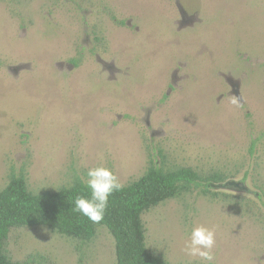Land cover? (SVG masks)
Segmentation results:
<instances>
[{
  "label": "rangeland",
  "instance_id": "rangeland-1",
  "mask_svg": "<svg viewBox=\"0 0 264 264\" xmlns=\"http://www.w3.org/2000/svg\"><path fill=\"white\" fill-rule=\"evenodd\" d=\"M100 165L124 186L152 165L221 178L145 213L147 247L201 264L184 249L204 225L214 264H264V0H0V191L21 174L56 191ZM5 248L116 264L103 227L86 244L16 228Z\"/></svg>",
  "mask_w": 264,
  "mask_h": 264
},
{
  "label": "trees",
  "instance_id": "trees-1",
  "mask_svg": "<svg viewBox=\"0 0 264 264\" xmlns=\"http://www.w3.org/2000/svg\"><path fill=\"white\" fill-rule=\"evenodd\" d=\"M210 180L221 181V178H204L191 168L166 170L152 165L139 179L110 197L104 219L94 224L75 210L76 197L90 195L82 180L56 191L36 194L29 190L25 175H14L0 191V264H28L12 260L6 252V242L13 229L47 228L86 244L94 240L102 227L114 238L116 264H169L148 249L143 215Z\"/></svg>",
  "mask_w": 264,
  "mask_h": 264
},
{
  "label": "clouds",
  "instance_id": "clouds-1",
  "mask_svg": "<svg viewBox=\"0 0 264 264\" xmlns=\"http://www.w3.org/2000/svg\"><path fill=\"white\" fill-rule=\"evenodd\" d=\"M232 103L240 106L237 99ZM90 192L88 196H77L75 210L87 217L92 223L99 224L109 207L110 197L121 191L124 185L111 168L103 165L87 169L86 178L82 177ZM216 231L204 225L191 228L185 245V253L189 257H198L201 264H214Z\"/></svg>",
  "mask_w": 264,
  "mask_h": 264
}]
</instances>
